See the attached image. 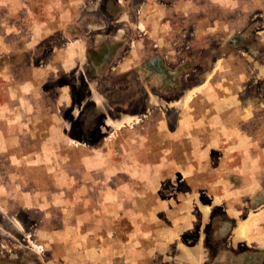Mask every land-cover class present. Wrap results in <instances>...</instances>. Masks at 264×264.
Here are the masks:
<instances>
[{
    "label": "crops",
    "instance_id": "crops-1",
    "mask_svg": "<svg viewBox=\"0 0 264 264\" xmlns=\"http://www.w3.org/2000/svg\"><path fill=\"white\" fill-rule=\"evenodd\" d=\"M113 1L89 59L120 211L63 208L50 241L42 200L33 255L36 205L2 201L0 264H264V0Z\"/></svg>",
    "mask_w": 264,
    "mask_h": 264
},
{
    "label": "rangeland",
    "instance_id": "rangeland-1",
    "mask_svg": "<svg viewBox=\"0 0 264 264\" xmlns=\"http://www.w3.org/2000/svg\"><path fill=\"white\" fill-rule=\"evenodd\" d=\"M115 3L0 0V202L36 205L17 213L18 247L29 246L33 255L42 235V200L50 241L63 208L79 205L91 219L99 215L96 206L120 211L112 206L121 194L105 192L120 177L103 172L112 164L103 154L115 144L107 139L112 128L102 103L92 99L99 85L92 87L95 59H89L98 45L95 24L103 23L105 8L119 7Z\"/></svg>",
    "mask_w": 264,
    "mask_h": 264
}]
</instances>
